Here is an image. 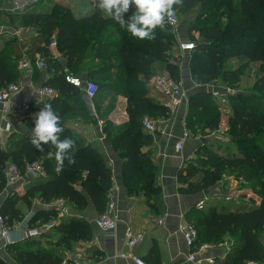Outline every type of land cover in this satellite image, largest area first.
Masks as SVG:
<instances>
[{"label":"trees","instance_id":"16d2710c","mask_svg":"<svg viewBox=\"0 0 264 264\" xmlns=\"http://www.w3.org/2000/svg\"><path fill=\"white\" fill-rule=\"evenodd\" d=\"M2 3L0 1V8ZM175 14L187 26L188 42L193 43L188 64L190 80L195 85L207 86L220 81L232 90L236 89L244 68L251 63L258 64V76L249 94L239 92L226 97L213 98L211 94L197 93L187 102L188 116L186 128L196 136L221 129L222 119L226 126L222 130L227 143L236 148L231 156L219 155L202 146L195 154V161L177 173L180 195H203L204 191L216 186L227 174H234L247 182L248 190H256L253 198L246 197L242 191L238 197L246 203L212 200L207 197L202 208L191 209L185 221L197 232V246L211 247L228 240L229 251L219 264H247L264 262V0H183V6H174ZM81 15L61 5H55L48 14L21 13L7 15L0 19V26L29 29V35L36 36L22 53V41L16 39L0 41V88L16 83L19 77L17 62L25 56L34 63L33 55L41 58L52 67L49 45L55 42L56 49L65 58L66 71L46 81L42 86L53 88L57 97L31 103L34 113L45 104H51L61 118L64 131L60 138H71L76 142V150L71 153L75 163L64 161L63 170L56 172L54 153L50 144L43 145L38 151L31 143V136L10 135L4 149L0 146V192L6 187L3 176L9 165H15L21 174L25 166L38 162L43 176L27 183L21 196L12 194L0 209V216L7 225L20 222L24 211L31 212L33 202L38 200L45 206L63 201L77 211H83L90 204L100 217L109 206V193L113 188L111 169L98 141L87 142L75 134L66 120L78 117L91 122L82 102V91L65 81L69 74H75L81 61L88 53L93 54V66L87 79L97 85L93 98L101 100L107 92L126 100L125 113L128 121L115 127L106 121L102 134L109 142L112 151L121 161L122 184L126 194H143L154 213L162 212L160 194L156 186L157 167L150 155L143 154V142L149 139L143 134L142 120L149 116L152 120H166L169 112L161 104L148 97V85L155 70H162L176 80L180 78L178 63H170V49L175 44L174 33L167 23L165 28L155 30V39L140 40L131 36L111 17L103 14L96 5L92 11L77 9ZM135 11L130 7L124 14L127 20ZM6 13L0 9V18ZM198 33L199 39L192 33ZM31 56V59H30ZM229 59L245 61L236 69L224 65ZM41 86V87H42ZM226 112L221 115L220 110ZM27 127L32 130L34 120L26 119ZM197 127V128H196ZM194 128V129H192ZM196 128V129H195ZM143 131V132H142ZM147 133V132H146ZM149 134V133H148ZM52 153L53 155H49ZM252 192V191H251ZM253 193V192H252ZM210 194V193H209ZM215 199V198H214ZM20 205L19 208L17 205ZM257 205V206H255ZM28 225L36 222L48 224L57 217L58 212L36 211L31 213ZM52 225V224H51ZM50 225V226H51ZM52 227V228H51ZM50 228L53 229V225ZM54 236H45L48 247L40 241H24L5 247L7 256L16 264H62L70 262L58 253V249L71 250L80 241L90 239L91 227L83 219L67 218L54 228ZM159 261H155L158 263ZM0 264H6L0 259Z\"/></svg>","mask_w":264,"mask_h":264},{"label":"crops","instance_id":"0c3cea01","mask_svg":"<svg viewBox=\"0 0 264 264\" xmlns=\"http://www.w3.org/2000/svg\"><path fill=\"white\" fill-rule=\"evenodd\" d=\"M0 1L2 3V7L0 9L6 13V15L1 16V20L5 19L7 15L21 13L48 14L55 5H61L65 8L73 10L76 15H81V13L77 10L78 7L81 6L84 10L92 11L93 8L99 4V0H17L18 3H14V5H11L12 7L10 6L7 8L4 7L6 0ZM34 3L36 4V7L31 8L35 5ZM42 3L45 5H42ZM23 5L25 7L22 8V11L21 6ZM102 12L105 16L111 17L103 10ZM178 24L180 25L179 22ZM28 33L29 29L24 30L20 27L0 26V41L12 39L22 41L23 49L21 51L22 53L26 52L28 54V48H30L32 40L36 37L34 35L31 36ZM181 35L182 34L179 33V36H177L178 46L185 42V37ZM49 50L51 51L52 62L55 61L59 65L58 69L52 67V64L49 65L48 63H46L45 69H39V60L45 63L46 59L41 58L39 54L33 55L34 63L32 64L31 61H29L31 68L30 72H20L17 68L19 77L16 84L19 86V93L12 98V102H39L38 99L34 98L35 90L38 87H41L46 81L59 75L61 72L66 71L65 58L58 53L56 47H49ZM92 62L94 63L93 54L88 53V55H86L79 64L75 74L72 73L73 77H77L83 82L87 81V74L93 66ZM252 64L257 66L255 67L256 70L253 72L254 75H252L253 77L251 82L253 85L258 76V64L251 63L248 69H250ZM187 72L185 68L180 67V78L183 81L184 90L186 92L184 104L175 113H169L170 115L166 120H158L156 123L158 129L163 130V133L151 135L142 131L149 139V142H143L141 152L143 154L150 155L152 163L157 167L155 181L159 190V197L162 203L161 208L163 211L154 213L150 208L152 201L148 202L143 194H126L122 184L121 161L117 159L109 142L105 139V136L101 132L106 121L110 122L115 127H119L127 123L128 118L125 113L126 100L121 96L114 95L112 92H107L103 95L101 100H95V102L101 101V103H97L99 105L94 106L93 99H88L81 90L83 93L81 98L86 108V112L89 116L95 117L97 125H93L92 121L86 122L78 117L66 120V124L75 134L84 137L88 143L98 141L103 154L108 159V165L112 174L113 188L109 193V206L107 211L110 217L116 222V230L114 232H103L99 230L95 225L98 215L95 213L92 205L90 204L85 210L77 211L70 204L65 203V206L68 208L67 213H61L60 209L58 210L57 202H54L50 206H45L38 200H35L33 202L31 212L28 213L24 211V218L20 222L13 221L11 225H8V240L0 238L1 260H3L6 264H16L12 262L5 252V247L9 244L36 240L40 241L44 248L48 247L45 236L50 234L55 238L56 236L53 232L54 228L59 225L61 221H65L67 218L83 219L91 227L90 239L88 241L78 242L71 250L65 248L63 249L62 247L58 249V253H60L63 258L70 260L71 262H77L80 264H134L131 259H124L121 257L122 254L127 253L140 259L144 262V264H173L187 258L188 249L181 234L178 232V226L181 222L185 221V215L191 209L196 208L199 202L207 200V197L200 194L180 195L178 193V189L182 186L177 183V173L180 169L186 166V163L195 161V153L202 146H206L207 148L215 151L214 147L216 148L217 145L218 147L225 145L231 148L230 150L232 153L237 154L236 151H232V146H230L231 144H228L227 141H225L226 144H224L219 140L216 141L215 139H212L218 131L214 134L209 133V131L206 130L204 132L205 135L202 136L200 131H198V135L196 134V136H194L187 130L185 124V113L188 99L197 93H207L215 96V92L217 90L221 91L220 89H217V86L214 87V85H207L206 87L210 88L207 92L199 90V87H193L199 91L194 89L192 90V87L188 82L190 81V75L189 73L187 74ZM227 91L229 90L225 91V89H223L221 92H218V94L220 93V95L226 97L228 95ZM148 97L161 104V97L156 92L151 90L149 85ZM114 98L117 100L116 103L120 105V109L117 110L113 108L107 112L111 103L114 101ZM26 119L28 118L22 119L12 116L5 117L2 115L0 108V146L2 149L5 147L7 138L12 134L16 136H31L32 130L27 127ZM225 126V119H222L221 129L223 130ZM222 130H219L220 132L218 133L222 134ZM184 134L187 135L185 140H183ZM201 139L205 141L204 144L201 143ZM180 141L183 142L182 149L180 151H176L175 145ZM216 153L222 156L226 155L223 151ZM31 180L32 179H30L27 175L22 174L21 179L12 190L5 187L3 191L0 192V209L10 195L16 194L21 196L24 193L25 186ZM218 188L219 185H216L209 190V198L212 197L213 201H221V198L217 199L218 197H222L219 194ZM242 192L246 194L247 199L249 197L252 198L251 196L255 197L253 194L249 195V190H243ZM254 200L256 201V199ZM246 201L247 200L245 199L243 202L246 203ZM17 206L19 207L20 205L18 204ZM40 210H53L57 211L58 214L57 217L51 219L48 224L44 225L40 222H36L35 225L29 226L28 219L32 215L31 213ZM51 224L54 227L53 229H51L52 227L49 229L45 228L46 225ZM128 229L134 232L144 233V240L136 248L132 249V251H128L124 244V233ZM33 230L37 231V234L29 237L28 232ZM230 245L231 243L228 240H225L223 244L212 247L208 251L196 256V260L203 261L202 264H207L206 260H213V264H219L227 255ZM157 260L159 262L155 263Z\"/></svg>","mask_w":264,"mask_h":264},{"label":"built area","instance_id":"2783aa9c","mask_svg":"<svg viewBox=\"0 0 264 264\" xmlns=\"http://www.w3.org/2000/svg\"><path fill=\"white\" fill-rule=\"evenodd\" d=\"M177 19L174 16L171 18L169 22H167L168 27L175 33L177 29ZM49 47H56L55 42L50 43ZM180 51L185 53H190L194 49L193 43L188 41L181 43L179 45ZM17 68L20 72H30V62L28 59L23 56L17 64ZM39 69H45V64L43 61L39 60L38 62ZM65 81L78 88L81 89L85 96L88 99H93L97 93V85L92 81L83 82L77 77L66 76ZM149 87L151 90L156 92L161 97V106L169 113H175L185 102L186 92L184 90V84L182 79L176 80L171 78L168 74H160L156 73L149 82ZM19 93V86L16 83H12L7 85L4 88H0V108L3 116L8 117H18V118H31L35 120V113L31 109L32 101H24L21 103L12 102V98ZM228 94L231 92L227 91ZM217 96V93H215ZM57 97V92L48 86L38 87L35 90L34 98L41 100H52ZM158 120H152L148 118H143L142 120V128L145 132L156 135L163 133V130L158 129L156 123ZM187 138V135L184 134L183 140ZM183 142L180 141L176 143L175 149L176 151H180L182 149ZM30 179H38L43 176V169L40 163L32 162L25 166L24 173ZM21 173L17 169L15 165H9L3 172V176L5 179L6 188L12 190L15 185L21 179ZM227 200H230L228 197ZM58 209L60 207L65 206V202L58 201L57 202ZM203 202H199L196 206L199 210L202 208ZM96 227L103 232H114L116 230V222L110 217L108 211L105 214L98 217L95 221ZM51 226L46 225L45 228L49 229ZM178 232L181 234L184 243L188 249L187 262L190 264H202L203 261L196 260V256L208 251L212 248L209 245L197 246V232L193 226L188 224L186 221H183L178 226ZM37 234V231H29L28 236H34ZM9 237V227L5 222V219L0 216V238L8 240ZM144 240L143 232H134L130 229L126 230L124 233V244L128 251H132V249L136 248L142 241ZM122 258L131 259L134 264H144L140 259L132 256L131 254H122ZM205 262V261H204ZM207 264H213V260H206ZM62 264H80L77 262H63ZM247 264H264L249 262Z\"/></svg>","mask_w":264,"mask_h":264},{"label":"clouds","instance_id":"9594fccd","mask_svg":"<svg viewBox=\"0 0 264 264\" xmlns=\"http://www.w3.org/2000/svg\"><path fill=\"white\" fill-rule=\"evenodd\" d=\"M135 11L125 20L124 14L130 7ZM174 6H183V0H99L98 7L111 16L122 27H126L132 37L140 40L155 39V30H163L167 22L175 14ZM35 115L31 132V143L38 150L43 151V145L50 144L56 149L54 153L56 172L63 170L64 161L75 163L71 154L76 150V142L71 138H60L64 131L60 116L53 110L51 104L44 107ZM53 155L52 153L49 154Z\"/></svg>","mask_w":264,"mask_h":264},{"label":"rangeland","instance_id":"374dc122","mask_svg":"<svg viewBox=\"0 0 264 264\" xmlns=\"http://www.w3.org/2000/svg\"><path fill=\"white\" fill-rule=\"evenodd\" d=\"M14 3H18V1L17 0L16 1L15 0H6L5 1V4H4V7H7L8 8L11 5H14ZM42 5H45V4L42 3ZM23 7H25V6L24 5L21 6V10L22 11H23V9H22ZM35 7H36V4L33 5L31 8H35ZM24 10H25V8H24ZM19 11H20V9H19ZM175 16H176L177 22H179L181 26L179 24H177L176 37H175V40L176 41H175V44H173L172 47H171V49H170V52H169L170 60H169V62L170 63H178L179 64V67L185 68L186 69V72L188 71L187 72V74H188L189 73L188 64H189V60H190V55L191 54L180 51V48L178 46V39H177L178 38L177 36H179V33H180V34H182L181 36L185 37L184 38L185 42L188 40V38H187V35H188L187 26L184 24L183 19L181 18L180 15L175 14ZM192 34L196 38L199 39L198 33L195 32V33H192ZM184 40H182V41H184ZM242 64L244 65L245 64V61H243V60H237V59H229V60L225 61V63H224V65L228 69H236V68H238L239 65H242ZM248 67L249 66H247L246 68H244V73L240 77V81L238 83V86L234 90H232V88H228L226 85L222 84L220 81H215L212 84H208V85H214V87L217 86V89H220L221 91L223 89H225V91L226 90H229L230 92H232L231 94H235V93L239 92L241 94L247 95V94H249L250 88L252 86V82L251 81H252V77H253L252 75H254L253 72H254V70H256L255 67H257V66L255 64H252L250 66V69H248ZM154 73L155 74L156 73L167 74V72L162 71V70H157V69L155 70ZM250 74H251V77H250ZM69 76H73V75L72 74H69ZM188 82H189V85H191V87H192L191 89L192 90L194 89L193 87H199V90H202L204 92H207L208 90H210V88L209 87L207 88L206 85L205 86L195 85L194 83H192L191 80L188 81ZM217 89H215V90H217ZM194 90L199 91L197 89H194ZM221 91L217 90L215 92V93H217V96L216 95L215 96L212 95V97L213 98H217L219 96H222V95H220V93L218 94V92H221ZM116 101L117 100L114 98V101L111 103V106L108 108L107 112H109L113 108H115L117 110L120 109V105H118V103H116ZM97 103H101V101L94 102L93 105L94 106L99 105ZM224 112H226V111L224 110V108H222L220 110L221 115H224ZM87 115H89V114L87 113ZM187 116H188V108L186 109L185 119H186ZM145 117L148 118V119H152L149 116H145ZM192 129H194V128H192ZM198 129L199 128H197V130H196V134L197 135L199 133L198 132ZM218 132H220V131H218ZM218 132H216L217 134L215 132H212V133L216 134L215 136H213L212 139H215L216 141L219 140L222 143L226 144L225 141H227V139H225V138L227 136L224 135V133H222V132H221L222 134H220ZM211 135H213V134H211ZM223 146L218 147V145H217L216 148L214 147V149H215L216 152L223 151L224 154L229 155V156H231V155L234 154V153L231 152V150H230L231 148L230 147H227L225 145H223ZM230 146H232V151L235 152L236 151V148L233 145H230ZM216 185H219V188H218L219 189V194L225 199V201H229V200H227V198L229 197L230 198V201L238 202V203H243L242 201H240V199L238 197L239 193L241 191H243V190H248L249 189L248 188L249 186L247 185V182L245 180H242L241 178H235L234 174H232V175L227 174L221 181L217 182ZM251 191L249 192V195H252V194L254 195V193L255 194L257 193L256 190H251ZM242 193H244V192H242ZM251 197L253 199H256V202H257L256 204L258 205L259 204V201H260L259 198L257 196H255V197L251 196ZM257 205H255V206H257ZM67 210H68L67 206L60 207V212L61 213L62 212L63 213H67ZM260 239L262 241V244L264 245V235H262Z\"/></svg>","mask_w":264,"mask_h":264},{"label":"water","instance_id":"95a60500","mask_svg":"<svg viewBox=\"0 0 264 264\" xmlns=\"http://www.w3.org/2000/svg\"><path fill=\"white\" fill-rule=\"evenodd\" d=\"M91 121H92L93 125H97V121L95 120L94 116H91ZM201 143L204 144L205 141L203 139H201ZM203 195H204V197H208L209 192L208 191H204ZM173 264H190V263H188L186 259H183L182 261H179V262L173 263Z\"/></svg>","mask_w":264,"mask_h":264}]
</instances>
